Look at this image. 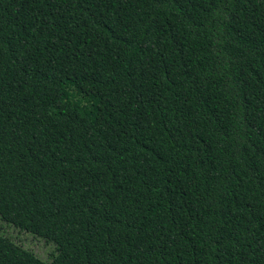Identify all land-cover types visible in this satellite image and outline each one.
Returning <instances> with one entry per match:
<instances>
[{
  "label": "trees",
  "instance_id": "1",
  "mask_svg": "<svg viewBox=\"0 0 264 264\" xmlns=\"http://www.w3.org/2000/svg\"><path fill=\"white\" fill-rule=\"evenodd\" d=\"M0 264H264V0H0Z\"/></svg>",
  "mask_w": 264,
  "mask_h": 264
},
{
  "label": "rangeland",
  "instance_id": "2",
  "mask_svg": "<svg viewBox=\"0 0 264 264\" xmlns=\"http://www.w3.org/2000/svg\"><path fill=\"white\" fill-rule=\"evenodd\" d=\"M0 230L8 236L17 240L18 244L23 248L34 253L38 258L47 260V257L53 252L54 247L45 243V241L29 235L28 233L21 232L12 226H9L0 221Z\"/></svg>",
  "mask_w": 264,
  "mask_h": 264
}]
</instances>
